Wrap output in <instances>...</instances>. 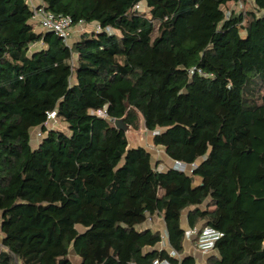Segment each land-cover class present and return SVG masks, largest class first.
Segmentation results:
<instances>
[{
	"label": "trees",
	"instance_id": "16d2710c",
	"mask_svg": "<svg viewBox=\"0 0 264 264\" xmlns=\"http://www.w3.org/2000/svg\"><path fill=\"white\" fill-rule=\"evenodd\" d=\"M238 1L40 0L99 26L69 44L0 0V264H73L71 247L80 264H196L175 256L187 208L224 233L207 264H264V0L228 14ZM52 111L68 131L33 147ZM115 119L197 166L158 170ZM155 213L174 254L144 227Z\"/></svg>",
	"mask_w": 264,
	"mask_h": 264
},
{
	"label": "built area",
	"instance_id": "2783aa9c",
	"mask_svg": "<svg viewBox=\"0 0 264 264\" xmlns=\"http://www.w3.org/2000/svg\"><path fill=\"white\" fill-rule=\"evenodd\" d=\"M31 8L33 10V18L39 23L42 30H50L56 32L59 36L63 37L66 41L70 36L71 30L73 28V19L69 15H56L51 11L46 10V6L44 3L32 4ZM229 14V12H228ZM86 24L84 22H80L78 25ZM97 30H100L97 25ZM99 115H105L104 110H97L95 112ZM50 119L55 117V111H52L48 114ZM156 133V131L154 132ZM189 166V169H188ZM197 166V163H193L191 165L186 164L181 161H174L173 168L180 171H193V169ZM158 170H162V165L157 166ZM194 232L196 236V247L203 253H208L216 248V244L219 239L224 235L223 231L210 226L205 225L199 228L196 231L186 232V236L190 237V235ZM152 264H175L167 259H154Z\"/></svg>",
	"mask_w": 264,
	"mask_h": 264
},
{
	"label": "crops",
	"instance_id": "0c3cea01",
	"mask_svg": "<svg viewBox=\"0 0 264 264\" xmlns=\"http://www.w3.org/2000/svg\"><path fill=\"white\" fill-rule=\"evenodd\" d=\"M27 1L31 5L40 3V0H27ZM84 25H76L72 28L70 36H69V44H72L76 40H78L82 33L97 29L96 28L97 24L94 22L86 24V25H89L91 27L90 29L85 28ZM73 34L76 35V37L73 36ZM73 37H75V38H73ZM163 151H164V148H163ZM158 161H160L158 166L162 165V167H163L162 170H166L167 168L173 167V164H174V160L171 159L165 153V151L160 157H157L155 159V165L157 164ZM195 178H196L195 180H196L197 184H199L201 182V178L200 177H195ZM189 210H190V208L185 209L181 215V226L183 229L186 230V232L193 231V229L190 228L189 223H188V219H187V214H188ZM144 227H150L154 230H159L161 232V234L163 236V240L155 248H157V249L165 248L170 253L174 254V252L172 251V249L169 245V242H168V234H167V230H166V227L164 224V220L160 214L155 213V214L149 216L148 219L146 220V222L144 223ZM199 228H200V224L198 225L197 229H195L194 231L198 230ZM183 245H184V252L182 254H176L175 253V256L178 258H182L183 256H186V255L193 256L196 259V264H207V260L210 256H212V255L219 256L217 250H213V251L208 252V253H203L200 250H198L196 247V236H195L194 232L190 235V237H188V236L185 237Z\"/></svg>",
	"mask_w": 264,
	"mask_h": 264
},
{
	"label": "rangeland",
	"instance_id": "374dc122",
	"mask_svg": "<svg viewBox=\"0 0 264 264\" xmlns=\"http://www.w3.org/2000/svg\"><path fill=\"white\" fill-rule=\"evenodd\" d=\"M230 8H227V12L230 10L235 9L240 10L244 9L245 12H248V10H251L254 8L253 3L250 0H241L237 3H232L229 6ZM136 10L140 12H147L148 8L144 1L140 2L136 6ZM81 25V24H80ZM84 25V24H83ZM85 28L90 29L91 27L89 25H84ZM38 26V29L40 30L41 27ZM73 36L76 37V35L73 34ZM73 37V38H75ZM67 42H69V38L67 39ZM46 132L41 129V127L33 128L30 132L31 135V144L33 147H36L40 141L42 140L43 136L47 134L49 130H62V131H68L67 125L64 121L57 119L56 117L50 119L46 123ZM153 131H149L144 127L143 121L141 119L139 123V127L137 129L129 128L126 130V137L128 140L129 147H137V146H143L146 149H148L152 154V162L155 164V159L157 157H160L164 151L161 146H155L153 143ZM189 169V166H188ZM189 171V170H187ZM196 179V178H195ZM195 184H197L195 180ZM77 229L79 231L84 230V227L82 225H77ZM69 258L73 262V264H80L81 259L80 257L74 252L73 248L71 247L69 250Z\"/></svg>",
	"mask_w": 264,
	"mask_h": 264
},
{
	"label": "water",
	"instance_id": "95a60500",
	"mask_svg": "<svg viewBox=\"0 0 264 264\" xmlns=\"http://www.w3.org/2000/svg\"><path fill=\"white\" fill-rule=\"evenodd\" d=\"M114 124L116 127L123 129V130H128L129 129V125H127L123 119H115L114 120Z\"/></svg>",
	"mask_w": 264,
	"mask_h": 264
}]
</instances>
